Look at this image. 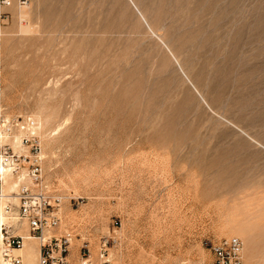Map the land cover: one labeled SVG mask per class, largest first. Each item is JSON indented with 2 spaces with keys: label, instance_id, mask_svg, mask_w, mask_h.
Here are the masks:
<instances>
[{
  "label": "rangeland",
  "instance_id": "rangeland-1",
  "mask_svg": "<svg viewBox=\"0 0 264 264\" xmlns=\"http://www.w3.org/2000/svg\"><path fill=\"white\" fill-rule=\"evenodd\" d=\"M8 10L2 102L41 124L73 264H213L230 236L264 264V0Z\"/></svg>",
  "mask_w": 264,
  "mask_h": 264
},
{
  "label": "built area",
  "instance_id": "built-area-1",
  "mask_svg": "<svg viewBox=\"0 0 264 264\" xmlns=\"http://www.w3.org/2000/svg\"><path fill=\"white\" fill-rule=\"evenodd\" d=\"M28 0H0V54L3 28L10 17L8 8L14 3L25 7ZM1 56V55H0ZM2 64L0 57V195L2 175L9 174L16 181L12 195L17 203L5 206L14 213L13 224L3 225L5 262L3 264H23L20 254H12L10 249L20 248L24 237L17 232L21 221H25L27 233L38 241V264H73L70 255L71 236L58 231L61 221L59 206L62 197L52 191L45 179L41 155L42 130L35 117L11 114L2 102ZM105 247V243L103 244ZM88 256L87 246L82 248ZM103 258L106 248H101ZM213 264H242L243 243L237 236L223 237L210 244ZM88 263L87 258H82ZM82 264V263H78ZM89 264V263H88ZM101 264H113L106 258Z\"/></svg>",
  "mask_w": 264,
  "mask_h": 264
},
{
  "label": "bare ground",
  "instance_id": "bare-ground-1",
  "mask_svg": "<svg viewBox=\"0 0 264 264\" xmlns=\"http://www.w3.org/2000/svg\"><path fill=\"white\" fill-rule=\"evenodd\" d=\"M203 100V99H202ZM40 126L41 124L38 123ZM58 128V127H57ZM42 157H45L44 151L41 150ZM16 189V181L12 179V177L4 173L2 175V187H1V195H0V264L5 262L4 249H5V241H4V233L2 231L3 225H12L14 213L7 212L5 210V206L8 204V201L11 203H17L16 198L12 195V192ZM65 205L61 202L59 211L64 210ZM60 224V223H59ZM60 227V226H59ZM20 233L24 239L23 244L20 248L10 249L12 254H20L23 258V264H38V241L35 238H31L27 233V226L25 221H21V223L17 227V231ZM72 243V239L70 241ZM72 244H70L71 247ZM110 261V257L106 258ZM83 264V263H82ZM85 264L86 263L85 261Z\"/></svg>",
  "mask_w": 264,
  "mask_h": 264
}]
</instances>
